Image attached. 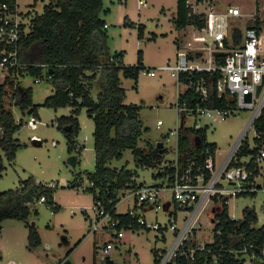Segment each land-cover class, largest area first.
<instances>
[{"label": "rangeland", "instance_id": "1", "mask_svg": "<svg viewBox=\"0 0 264 264\" xmlns=\"http://www.w3.org/2000/svg\"><path fill=\"white\" fill-rule=\"evenodd\" d=\"M54 0H17L19 9L25 15L30 31V22L41 16L44 7ZM104 12L101 18L106 23L108 36L107 45L111 55L122 53L121 64L134 67L142 56V67L138 79L126 78L120 74V86L125 91L123 104L137 107V117L142 123L143 135L138 145L148 152V145L163 143L166 152L164 163L160 169L137 168L136 183L143 186H156L160 190V204L162 209L155 212L153 205L139 209L130 190L121 191L116 205L118 214H124L136 208L135 214L143 216L149 228L138 227L123 230V238L115 239V231L100 228L92 231L90 219L96 220L93 195L87 190L90 181L87 174L95 170V156L93 148L94 121L84 108L78 116L80 132L76 144L69 147L65 136L57 130V119L71 116L68 108L53 110L38 108L41 121L35 117L36 128L31 129L27 122L31 117L26 111L21 112L15 105L10 104L11 87H5V108L11 109L17 123L21 124L15 134L22 146L13 162L2 156L4 170L0 177V192L15 190L22 182L34 177L43 185L51 184L57 187L54 192V202L58 210L50 209L45 203L36 202L31 208V215L27 222L7 219L0 222V264H94L97 260L96 250L107 242L114 244L109 253L115 264H155V253L169 248L170 233L164 237L151 228L154 223L162 227L167 225L168 215L174 212L169 189V177L155 179L158 172L165 167H172L175 163V146L177 136L170 132L180 128L194 129L195 122L208 126L206 141L216 144L220 152H229L241 132L249 116V110H241L225 120L191 117L176 111L178 95L185 92L187 87L177 81V74L173 71H158L159 68L176 65V40L186 44V55H191L193 47L200 46L204 34L194 27L185 30L179 36L174 27L173 18L177 11V0H147V6L138 8L137 0H102ZM190 7L196 15L215 6L220 10L236 7L240 10V17L232 19L235 28L244 30L250 26H258L264 57V0H190ZM144 28V37L139 38V26ZM153 35L155 38L153 39ZM180 39V40H179ZM201 43V42H200ZM153 70L156 75L150 77L147 71ZM20 87L32 90L34 105H41L47 97L53 95L54 90L49 80L44 76L40 83L36 77L24 72L16 73ZM6 70L0 69V84L10 76ZM96 97V95H94ZM258 101V100H257ZM161 121L162 125L157 126ZM36 136L40 140H31ZM254 129H250L247 140L253 143ZM2 155V154H1ZM76 164H71V158ZM114 167L125 166L133 170V155L130 150L123 153L120 161H114ZM78 178V187H67ZM264 197L258 193L256 197H237L228 201V211L233 219H239L245 207L253 208L258 222L255 228L264 226ZM166 206V207H164ZM94 209V210H93ZM36 210L37 214H33ZM220 212V206H209L202 214L196 228L195 239L199 244L212 241L214 216ZM34 225L41 239V244L32 249L27 248L28 226ZM105 226V224L103 225ZM240 257L245 258L243 254ZM246 262L248 259L246 257Z\"/></svg>", "mask_w": 264, "mask_h": 264}, {"label": "trees", "instance_id": "2", "mask_svg": "<svg viewBox=\"0 0 264 264\" xmlns=\"http://www.w3.org/2000/svg\"><path fill=\"white\" fill-rule=\"evenodd\" d=\"M103 12L102 0H54L46 5L43 14L32 19L29 33L20 41V60L29 66L14 71L21 74L26 72L36 78L51 75L49 82L54 94L47 97L41 105H34L32 90L21 87L13 91L10 98L14 101L15 107L21 112L26 111L31 114L33 118L38 116L39 107L55 111L62 108L70 109L71 116L57 119V130L65 136L69 147L77 143L76 139L80 132L78 120L80 111L84 108L87 110L94 121L95 156V170L86 175L90 181V188L87 190L93 195L94 204L100 201L105 209L110 210L119 203L118 195L121 191L140 188L141 185L135 180L137 168L161 170L166 150L164 147L157 148V145L149 144L146 153L138 145L143 135L142 123L137 117V107L123 104L125 91L120 86V74L137 80L142 67L141 57L136 66L126 67L121 64L122 53L111 55L107 45L106 23L101 18ZM203 18V14L196 15L193 12L188 0H177L176 16L173 18L177 30L192 26L201 31L204 27ZM248 28H255L258 35L261 33L258 26ZM138 29L139 38H142L144 28L139 26ZM233 38L232 46L233 44L236 46L240 39L239 29L234 28ZM225 44L229 47L226 42ZM201 57L199 52L187 55L189 60ZM215 62L218 65L223 64V56H216ZM219 78V72L180 73L177 81L188 88L178 95L177 104L186 103L192 107L199 103L200 95L195 92V86L203 80L204 87L208 91V99L202 103L203 106L223 109L233 105L224 97L217 98L215 84ZM8 86V80L0 84V177L4 170L2 156L13 162L22 147L18 139L14 138L21 124L16 122L11 109L5 108V87ZM254 129L257 135L255 143L258 145L253 151L255 153L258 148L264 146V109L255 121ZM206 131V129L180 128L177 139L178 163L184 167L183 170L165 167L163 171L155 174L154 178L157 180L169 176L172 180L175 173L181 176L191 163L199 164L204 161L207 158L203 155L206 149L213 154L214 145L206 141ZM193 137L197 142L192 141ZM127 150L133 155L135 168L130 170L125 166L114 167V161H120ZM247 152V146L243 145L237 156ZM71 159L74 161L75 158ZM195 166L192 167L191 176L195 173ZM77 180L76 177L67 187H78ZM56 189L57 187H48L41 182L37 183L34 177H29L22 182L21 187L0 192V222L7 219L27 222L32 206L41 197L45 198L44 203L50 206L52 211L58 210L59 207L54 202ZM243 197L254 198L256 194ZM227 201L228 199L221 202L220 212L214 216L213 233L220 232V234L215 236L211 248L227 260L226 264H243L244 261L233 259L232 250H241L244 246L252 244L259 254L264 241V226L260 228L253 226L257 224L258 218L254 209L250 207L242 210L238 221H231ZM146 206L143 203L141 209ZM262 207L264 211V203ZM33 214H37L36 210ZM112 217L119 222L118 228L123 230L146 227L137 222L138 215L129 211L118 214L114 209ZM27 239L28 249L36 248L41 244L34 225L28 226ZM158 254L155 253V264ZM182 264H202V262L184 261Z\"/></svg>", "mask_w": 264, "mask_h": 264}, {"label": "built area", "instance_id": "3", "mask_svg": "<svg viewBox=\"0 0 264 264\" xmlns=\"http://www.w3.org/2000/svg\"><path fill=\"white\" fill-rule=\"evenodd\" d=\"M137 5L139 9L146 7L147 0H137ZM203 15L204 27L201 32L204 34V39L200 40L202 46L199 52L202 57L189 60L185 53H178L176 65L164 66L158 71H173L177 76L184 72H219L220 78L215 84L216 96L218 99L226 98L233 105L223 109L203 106L202 103L208 99V91L204 87L203 80H200L195 86V92L200 95V102L192 107L186 103L176 104V111L182 112L184 116L222 121L230 115L240 113L241 110H249L251 114L243 131L226 155L220 152L216 144H212L214 145L213 154L209 149H206L203 152V155L207 156L204 161L199 164L191 163L181 176L175 173L172 180L168 176L170 182L168 191L171 194L174 212L168 215L166 226L162 227L157 223L151 225V228L158 231L162 238L165 233H170L169 248L158 254L156 264H182L184 261L193 263L197 260L202 264H226L227 260L221 254H216L211 248L215 236L220 232L213 233L212 241L208 243L199 244L195 239L196 228L203 212L209 206L221 207V202L226 199L229 201L239 196L257 195L258 193H262L264 197V146L258 148L257 152H253L258 147L255 143L256 132L253 143L247 140L248 131L254 129V123L264 109V57L262 56L260 37L255 28H245L240 32L239 43L232 46L235 28L232 19L241 15L240 10L236 7L220 10L215 6H210ZM27 30L28 22L19 9L17 0H0V69L11 73L6 80L9 83L8 87H11L13 91L21 89L15 83L17 74L14 70L29 66L22 63L19 57L20 41L27 36ZM216 56H223V64H216ZM147 75L153 77L156 73L149 70ZM46 78L50 81L52 77L48 75ZM41 81V78L35 79L36 83ZM260 84L262 87L256 94V88ZM247 96H250L249 101L246 99ZM10 100V104L14 105V101ZM27 125L31 129H35V118L31 117ZM161 125L162 122L158 121L157 126ZM194 128L207 130L208 126H202L195 122ZM178 134L179 130L170 132V135L177 136V139ZM31 140L39 141L40 139L33 136ZM243 145L247 146V154L237 156ZM175 155V163L173 162V166L170 168L183 170L184 167L178 163L177 141ZM193 165H196L195 173L191 176ZM47 185L53 187L51 184ZM160 190L157 185H141L138 190L130 191L139 209L144 203L153 205L157 212L163 208L160 204ZM39 201L44 203L45 198L41 197ZM94 205L97 218L94 221L90 219L92 231L97 232L101 227L107 228L115 231V239L123 238V228H118L119 222L112 217L116 206L107 210L100 201ZM134 209L129 212L135 213L136 209L135 211ZM230 220L238 221L231 216ZM137 222L149 228L143 216H139ZM104 224L105 226H103ZM113 249L112 242H107L102 248L97 249V260L95 259L94 264H115L109 256ZM232 253L233 259L244 261L243 264H264V241L259 254L252 244L244 246L241 250H232ZM241 254L245 258L240 257ZM246 257L248 262H246ZM8 264L14 263L9 262Z\"/></svg>", "mask_w": 264, "mask_h": 264}, {"label": "crops", "instance_id": "4", "mask_svg": "<svg viewBox=\"0 0 264 264\" xmlns=\"http://www.w3.org/2000/svg\"><path fill=\"white\" fill-rule=\"evenodd\" d=\"M190 2V0H188V3ZM194 12H196V11H194ZM176 13V12H175ZM175 16H176V14H175ZM174 16V17H175ZM140 27H142V25H140ZM188 28H192V26H188V27H186V28H184V29H181V30H177L178 31V33L180 34L179 36L181 37V36H183V34H184V32H185V30L186 29H188ZM176 29V28H175ZM143 37H144V32H143ZM142 37V38H143ZM155 38V35H153V39ZM181 39V41H180V43H179V41H177L176 40V47H177V55H178V53H185L186 54V51L188 50V49H190V48H187L186 47V44H184L183 43V41H182V38H180ZM179 39V40H180ZM197 44H199L200 46H197V47H193V50H195L193 53H196V52H200L201 50H200V47L202 46L201 45V43L199 42V43H197ZM191 50V49H190ZM141 63L143 64V61H142V56H141ZM183 85V84H182ZM185 87H187L186 85H184ZM188 88V87H187ZM186 91V90H185ZM54 94V93H53ZM26 114H28V116L29 117H32V115L31 114H29V113H26ZM37 114H38V116H35L38 120H40L41 121V117H40V115H39V113H38V110H37ZM14 138H15V135H14ZM194 139H192V141L195 143V142H197L196 141V139H195V137H193ZM70 163L71 164H76V159H74V161L71 159L70 160ZM37 181V180H36ZM38 182V181H37ZM117 212V211H116Z\"/></svg>", "mask_w": 264, "mask_h": 264}, {"label": "water", "instance_id": "5", "mask_svg": "<svg viewBox=\"0 0 264 264\" xmlns=\"http://www.w3.org/2000/svg\"><path fill=\"white\" fill-rule=\"evenodd\" d=\"M263 81H264V77H263ZM262 87V84H260L257 88H256V94H258L260 92V89ZM247 101L250 100V96L246 97ZM163 147V143H158L157 144V148H162Z\"/></svg>", "mask_w": 264, "mask_h": 264}]
</instances>
